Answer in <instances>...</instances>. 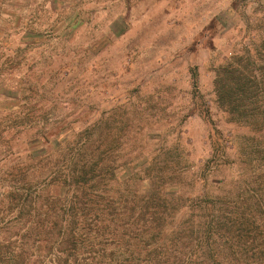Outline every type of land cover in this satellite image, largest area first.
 I'll return each mask as SVG.
<instances>
[{
    "label": "rangeland",
    "instance_id": "374dc122",
    "mask_svg": "<svg viewBox=\"0 0 264 264\" xmlns=\"http://www.w3.org/2000/svg\"><path fill=\"white\" fill-rule=\"evenodd\" d=\"M263 20L264 0H0V171L21 150L54 162L56 145L115 113L120 179L178 166L195 214L236 192L248 168L232 138L248 127L217 100L216 75L255 58Z\"/></svg>",
    "mask_w": 264,
    "mask_h": 264
},
{
    "label": "trees",
    "instance_id": "16d2710c",
    "mask_svg": "<svg viewBox=\"0 0 264 264\" xmlns=\"http://www.w3.org/2000/svg\"><path fill=\"white\" fill-rule=\"evenodd\" d=\"M257 26L264 32V20ZM244 53L216 75L217 100L248 127L232 138L248 168L236 192L197 200L195 214L177 194L178 166L120 179L115 136L125 126L111 113L56 145L54 162L21 150L24 160L0 171V264H264V34L255 58ZM137 175L142 188L130 182Z\"/></svg>",
    "mask_w": 264,
    "mask_h": 264
}]
</instances>
